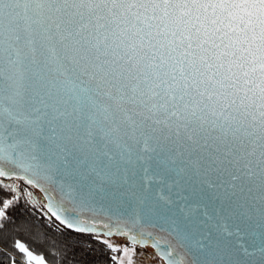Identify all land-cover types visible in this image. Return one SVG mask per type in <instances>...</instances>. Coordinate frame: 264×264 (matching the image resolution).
I'll return each instance as SVG.
<instances>
[{"label":"snow or ice","instance_id":"obj_1","mask_svg":"<svg viewBox=\"0 0 264 264\" xmlns=\"http://www.w3.org/2000/svg\"><path fill=\"white\" fill-rule=\"evenodd\" d=\"M138 253L264 264V0H0V264Z\"/></svg>","mask_w":264,"mask_h":264},{"label":"trees","instance_id":"obj_2","mask_svg":"<svg viewBox=\"0 0 264 264\" xmlns=\"http://www.w3.org/2000/svg\"><path fill=\"white\" fill-rule=\"evenodd\" d=\"M34 211H32V209H30L26 203L22 202L20 205H19V208L18 210L16 211V215L17 217L19 218L17 220L18 223L20 222H25V221H36V217H38L39 215L37 213H35V216L32 215ZM35 231L36 232H47L48 236L49 237H52V238H55L56 240H58L60 242V244L62 246H67L68 248V257H69V261L71 262L72 260V257H71V239H64L63 237L61 236H58L56 233L54 232H50L48 231V229L44 228L42 225H40L38 223V221L36 222V227H35ZM24 239H29L28 236H25ZM36 251L38 252H45L47 251V245H34Z\"/></svg>","mask_w":264,"mask_h":264},{"label":"rangeland","instance_id":"obj_3","mask_svg":"<svg viewBox=\"0 0 264 264\" xmlns=\"http://www.w3.org/2000/svg\"><path fill=\"white\" fill-rule=\"evenodd\" d=\"M148 251L150 252L151 249H149ZM136 264H153V262L148 260L146 257L140 256L139 253H138L137 257H136Z\"/></svg>","mask_w":264,"mask_h":264},{"label":"flooded vegetation","instance_id":"obj_4","mask_svg":"<svg viewBox=\"0 0 264 264\" xmlns=\"http://www.w3.org/2000/svg\"><path fill=\"white\" fill-rule=\"evenodd\" d=\"M37 196H39V193H36ZM27 205V204H26ZM30 209H32V211H35L30 205H27ZM39 215V212H36Z\"/></svg>","mask_w":264,"mask_h":264}]
</instances>
